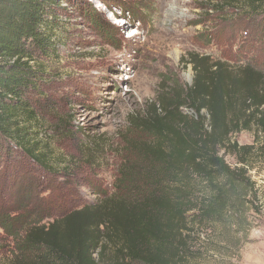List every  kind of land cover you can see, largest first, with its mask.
Masks as SVG:
<instances>
[{
    "label": "trees",
    "instance_id": "1",
    "mask_svg": "<svg viewBox=\"0 0 264 264\" xmlns=\"http://www.w3.org/2000/svg\"><path fill=\"white\" fill-rule=\"evenodd\" d=\"M60 1L0 0V150L15 148L49 173L55 168L35 137L38 111L30 95L47 76L41 61L56 54ZM227 2L264 28V0ZM182 62L194 71L192 85L175 81L134 122L114 192L27 225L15 234L6 264H197L190 225L237 222L257 198L249 164L256 151L264 153V69L195 53ZM186 107L194 113L185 114ZM251 131L257 146L235 140Z\"/></svg>",
    "mask_w": 264,
    "mask_h": 264
},
{
    "label": "rangeland",
    "instance_id": "2",
    "mask_svg": "<svg viewBox=\"0 0 264 264\" xmlns=\"http://www.w3.org/2000/svg\"><path fill=\"white\" fill-rule=\"evenodd\" d=\"M227 1H60L56 54L41 61L47 76L41 91L30 95L38 111L33 131L55 173L15 148L8 154L0 150V264L12 258L15 234L27 225H43L50 215L98 204L103 194L114 192L126 155L124 137L132 138L134 122L175 81L192 85L194 71L183 59L195 53L264 69V28ZM87 3L97 18H91ZM235 140L256 145V133L242 132ZM227 161L236 166L235 158ZM249 167L257 198L235 224L190 225L197 264H264L262 151L253 154Z\"/></svg>",
    "mask_w": 264,
    "mask_h": 264
},
{
    "label": "bare ground",
    "instance_id": "3",
    "mask_svg": "<svg viewBox=\"0 0 264 264\" xmlns=\"http://www.w3.org/2000/svg\"><path fill=\"white\" fill-rule=\"evenodd\" d=\"M99 7H101V6H99ZM104 7V6H103ZM105 9V8H104ZM105 10H107V9H105ZM113 18V17H112ZM110 19V18H109ZM112 19H110V21H111Z\"/></svg>",
    "mask_w": 264,
    "mask_h": 264
}]
</instances>
